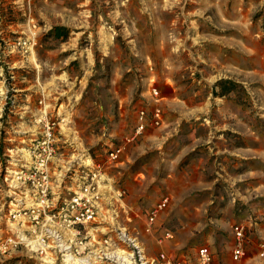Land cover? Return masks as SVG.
Listing matches in <instances>:
<instances>
[{"label":"rangeland","instance_id":"374dc122","mask_svg":"<svg viewBox=\"0 0 264 264\" xmlns=\"http://www.w3.org/2000/svg\"><path fill=\"white\" fill-rule=\"evenodd\" d=\"M28 18L37 30L32 55L17 45ZM54 26L67 29L64 40L49 35ZM0 57L16 74L6 147L27 143L32 123L16 111L23 91L42 88L48 94L41 104L37 94L36 107L53 108L58 123L59 104L70 112V129L56 131L67 171L60 190L93 165L108 190L121 192L115 220L96 233L106 251L126 247L116 237L124 229L149 260L164 253L194 261L207 246L212 264H264L256 256L264 238V0H0ZM219 80L236 86L214 94ZM155 106L162 123L127 142L138 111L150 116ZM119 144L122 161L109 162ZM8 196L16 197L0 181V240L17 234ZM163 198L168 204L146 232L148 212ZM233 224L252 233L239 262L231 259ZM164 231L172 238L161 239ZM0 264L51 263L21 245L0 254Z\"/></svg>","mask_w":264,"mask_h":264},{"label":"built area","instance_id":"2783aa9c","mask_svg":"<svg viewBox=\"0 0 264 264\" xmlns=\"http://www.w3.org/2000/svg\"><path fill=\"white\" fill-rule=\"evenodd\" d=\"M26 28L25 38L17 45L32 55L37 31L32 18L27 19ZM9 68L0 57V181L6 185L9 193L16 195L14 198L8 196L11 199L7 206L8 219L12 221L11 226L17 227L14 228L17 234L0 240V254L22 245L31 255L46 259L51 264H212V253L207 246L196 250L194 261L185 256L170 257L164 253L159 255V259L149 260L142 244L125 231L116 233V237L126 247L106 251L108 247L102 244L107 241L102 242L96 233L97 230H104V222L113 216L114 196L107 195L109 190L93 165H86L77 171L74 178L71 177L76 185L67 187L66 193L60 190L67 171L52 168L58 155V118L48 111L45 104L34 118L25 146L6 147L11 139L4 137L7 131L3 118L7 113H14L17 107L14 94L16 74ZM151 93L157 101V90L151 88ZM44 102L45 98L41 95L39 104ZM160 123V107L155 106L150 116L144 110L138 111L133 136L126 138V141L133 140L148 126H158ZM123 150L122 144L110 148L108 161L118 162ZM110 191L115 193L116 199H121L119 190ZM167 204L168 199L163 198L149 210L144 226L146 232H152L157 214ZM231 233L234 240L231 259L239 262L247 254L252 233L242 224H233ZM160 238L170 239L172 234L164 231ZM93 243L99 246L95 250L88 249L87 244L94 246ZM118 250L124 252L120 257L116 255ZM256 250V256L264 261V238H260Z\"/></svg>","mask_w":264,"mask_h":264},{"label":"crops","instance_id":"0c3cea01","mask_svg":"<svg viewBox=\"0 0 264 264\" xmlns=\"http://www.w3.org/2000/svg\"><path fill=\"white\" fill-rule=\"evenodd\" d=\"M22 90H26V89L24 88ZM24 92H25L24 96L26 97V100L23 101L22 107H19V109L16 112L17 113L19 112L21 114H27L28 120H29V121L28 120L27 121L29 123H32V126H33L34 118L41 111V106H39V107L37 106L36 107V100L38 99V95L37 94H40V96L43 95L44 98L46 99L48 93L45 90H43L42 88L40 90L34 91V93H31V92H28L27 93L26 91H23L22 93H24ZM34 109H35V111H34ZM31 112H32V114H31ZM50 112H54V109L52 108L50 110ZM28 113H30V114H28ZM56 113L58 115H60V117L62 118L61 119L62 122L58 123V130H57V132H59V130H62V131L69 130L70 128L68 126V122H69V118H70L69 117L70 116V112H69V109H68V105L65 104L64 102L61 103V104H59V107L57 108ZM30 117H32V119ZM23 122H20L19 124L20 125L21 124H24ZM57 143H58V140H57ZM57 148H58V155H57V158L53 162V167L52 168L65 170L66 166L63 164V162H64V158H63V156H64V151H63L64 147H58V145H57ZM121 158H122V155H121V157L119 159L120 162L122 161ZM107 195H109L110 197L114 196L113 197L114 201H121V199L120 200L116 199L117 197H116V195H115V193L113 191H110V190L107 191ZM114 201H113V205H115ZM113 205H112V207H113ZM109 213H111V210L109 211ZM110 218H111L110 219L111 221H114L115 220L114 219L115 218L114 215L112 217H110ZM110 220H108V221H110ZM122 231H125V230L122 229Z\"/></svg>","mask_w":264,"mask_h":264},{"label":"trees","instance_id":"16d2710c","mask_svg":"<svg viewBox=\"0 0 264 264\" xmlns=\"http://www.w3.org/2000/svg\"><path fill=\"white\" fill-rule=\"evenodd\" d=\"M49 35H51L54 39L64 40L67 37V29L61 26H54L49 31ZM215 86L219 89V92L216 93L214 91V94L223 96L232 91L234 86H236V83L231 80H219Z\"/></svg>","mask_w":264,"mask_h":264},{"label":"bare ground","instance_id":"6f19581e","mask_svg":"<svg viewBox=\"0 0 264 264\" xmlns=\"http://www.w3.org/2000/svg\"><path fill=\"white\" fill-rule=\"evenodd\" d=\"M122 254H124V252H122L121 250L116 251V255H118L119 257H120Z\"/></svg>","mask_w":264,"mask_h":264}]
</instances>
